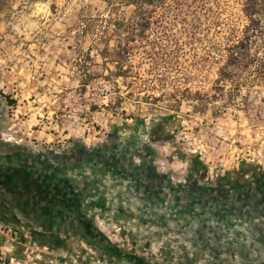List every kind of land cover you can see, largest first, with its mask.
<instances>
[{"label":"rangeland","instance_id":"obj_1","mask_svg":"<svg viewBox=\"0 0 264 264\" xmlns=\"http://www.w3.org/2000/svg\"><path fill=\"white\" fill-rule=\"evenodd\" d=\"M163 1L151 13L122 0H0V151L125 142L166 178L213 190L260 180L264 15L252 33L243 0ZM132 31L141 37L126 43Z\"/></svg>","mask_w":264,"mask_h":264},{"label":"crops","instance_id":"obj_2","mask_svg":"<svg viewBox=\"0 0 264 264\" xmlns=\"http://www.w3.org/2000/svg\"><path fill=\"white\" fill-rule=\"evenodd\" d=\"M251 188L232 189L238 202L231 216L143 213L131 199L94 202L80 195L79 183L78 197L67 198L70 213L61 217H6L0 204V225L20 236H0L4 263L264 264V216L249 205Z\"/></svg>","mask_w":264,"mask_h":264},{"label":"flooded vegetation","instance_id":"obj_3","mask_svg":"<svg viewBox=\"0 0 264 264\" xmlns=\"http://www.w3.org/2000/svg\"><path fill=\"white\" fill-rule=\"evenodd\" d=\"M80 195L97 203L131 199L143 213L229 214L238 195L190 182L172 185L162 177L152 157L129 143L110 142L103 148L73 147L65 152L0 151V204L6 217H61L70 213L65 198ZM10 206V212L6 206ZM264 216V176L252 183L250 204ZM5 206V208H3Z\"/></svg>","mask_w":264,"mask_h":264},{"label":"trees","instance_id":"obj_4","mask_svg":"<svg viewBox=\"0 0 264 264\" xmlns=\"http://www.w3.org/2000/svg\"><path fill=\"white\" fill-rule=\"evenodd\" d=\"M106 4L109 6V8H113L116 4H114V0H105ZM124 4L126 5H130L133 6L134 11L136 12H143L146 11V7L151 9L148 10L149 12H153L152 9H154L158 4L160 3H164L163 0H122ZM243 4H242V12L244 13V15L246 16L249 25L248 28L251 27L252 33L254 28L252 27H260L261 24V16L264 15V0H243ZM140 21L142 22L141 24L136 22L134 26L136 27H141L142 29H147L148 25H150V23H152V17H148V18H141ZM121 33V32H120ZM130 36H124V40H126V43H128V41L133 42L135 41L136 38H140L141 34H138L136 32H127V35ZM253 35V34H252ZM251 35V36H252ZM248 36L246 41L244 42L243 40L239 41L237 45H234L235 49L238 50V54L239 53H244L247 51V44L244 45V43H249L250 39ZM103 39V38H102ZM103 49H105L104 51L102 50L100 52V56H104V54L106 52H108L110 50V48L108 47V41H105L103 44ZM112 50V49H111ZM104 52V54H103ZM110 53V52H109ZM125 51L121 50L120 52L116 53V55H120V54H124Z\"/></svg>","mask_w":264,"mask_h":264},{"label":"built area","instance_id":"obj_5","mask_svg":"<svg viewBox=\"0 0 264 264\" xmlns=\"http://www.w3.org/2000/svg\"><path fill=\"white\" fill-rule=\"evenodd\" d=\"M160 175L164 177L172 185L185 184L184 180H176L173 176L166 178L164 174H160ZM0 235L8 236L12 241L19 242L17 233L13 231L12 228L9 226L0 225ZM4 256H5L4 248L0 245V263H4Z\"/></svg>","mask_w":264,"mask_h":264},{"label":"water","instance_id":"obj_6","mask_svg":"<svg viewBox=\"0 0 264 264\" xmlns=\"http://www.w3.org/2000/svg\"><path fill=\"white\" fill-rule=\"evenodd\" d=\"M64 200V202H63V204H64V206L66 205H68L70 202L69 201H67V198H65V199H63Z\"/></svg>","mask_w":264,"mask_h":264}]
</instances>
